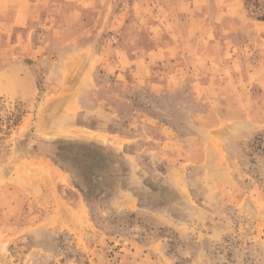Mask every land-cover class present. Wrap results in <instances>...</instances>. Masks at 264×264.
<instances>
[{
  "label": "rangeland",
  "instance_id": "1",
  "mask_svg": "<svg viewBox=\"0 0 264 264\" xmlns=\"http://www.w3.org/2000/svg\"><path fill=\"white\" fill-rule=\"evenodd\" d=\"M0 264H264V0H0Z\"/></svg>",
  "mask_w": 264,
  "mask_h": 264
}]
</instances>
